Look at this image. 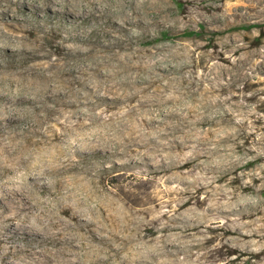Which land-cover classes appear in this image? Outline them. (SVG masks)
Masks as SVG:
<instances>
[{
    "label": "rangeland",
    "instance_id": "rangeland-1",
    "mask_svg": "<svg viewBox=\"0 0 264 264\" xmlns=\"http://www.w3.org/2000/svg\"><path fill=\"white\" fill-rule=\"evenodd\" d=\"M136 1L145 20L120 36L132 47L117 53L133 54L130 81L140 99L124 102L120 90L103 86L95 107L62 108L60 85L30 89L17 73L0 75V108L20 114L1 131L0 146L16 147L29 131L38 139L47 127L73 144L88 137L97 150L72 159H85L83 170L94 166L116 207L132 213V239L144 243L131 242V264L137 253L145 264H264V0ZM28 92L60 98L36 104ZM18 94L27 97L17 104L10 97ZM49 108L58 115L46 122ZM61 148L67 143L44 154ZM166 224L170 230L158 231Z\"/></svg>",
    "mask_w": 264,
    "mask_h": 264
},
{
    "label": "bare ground",
    "instance_id": "bare-ground-1",
    "mask_svg": "<svg viewBox=\"0 0 264 264\" xmlns=\"http://www.w3.org/2000/svg\"><path fill=\"white\" fill-rule=\"evenodd\" d=\"M138 8L136 0H0V75L17 73L28 88L49 82L60 85V94L68 99L62 108L95 107L103 86L120 90L118 99L124 102L139 100L138 88L130 81L134 56L117 53L132 47L130 38L120 36L130 37L131 27L145 20ZM67 23L74 26L71 32ZM67 42L74 46H65ZM51 53L59 55L55 62L49 60ZM52 69L48 77L45 72ZM27 94L36 104L60 98L53 93ZM25 97L10 98L18 104ZM76 111H69L70 117ZM56 114L58 110L49 108L44 121ZM19 115L0 108V133L18 124ZM36 136L40 138L34 139L29 131L16 147L0 146V179L12 175L9 181H0V264H131V242L137 243L136 249L144 243L140 236L132 239V213L123 204L116 207L113 190L96 180L94 166L83 170L85 159L75 161L71 156L97 149L84 143L88 137L82 135L73 144L50 127ZM64 142L66 149L44 154L50 144ZM68 173L74 175L67 178L71 181L63 177ZM187 203L189 199H182V206ZM221 207L215 205L211 211ZM163 243L161 236L157 245ZM137 255L138 263L145 264L144 255Z\"/></svg>",
    "mask_w": 264,
    "mask_h": 264
}]
</instances>
